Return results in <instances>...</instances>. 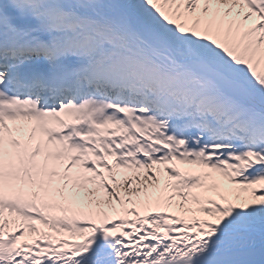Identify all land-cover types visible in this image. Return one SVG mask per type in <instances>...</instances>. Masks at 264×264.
<instances>
[{"label": "snow or ice", "instance_id": "snow-or-ice-1", "mask_svg": "<svg viewBox=\"0 0 264 264\" xmlns=\"http://www.w3.org/2000/svg\"><path fill=\"white\" fill-rule=\"evenodd\" d=\"M0 264H264V0H0Z\"/></svg>", "mask_w": 264, "mask_h": 264}]
</instances>
